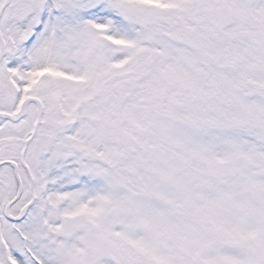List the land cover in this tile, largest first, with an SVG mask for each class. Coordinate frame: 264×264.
Here are the masks:
<instances>
[{
	"label": "snow or ice",
	"instance_id": "obj_1",
	"mask_svg": "<svg viewBox=\"0 0 264 264\" xmlns=\"http://www.w3.org/2000/svg\"><path fill=\"white\" fill-rule=\"evenodd\" d=\"M0 264H264V0H0Z\"/></svg>",
	"mask_w": 264,
	"mask_h": 264
}]
</instances>
